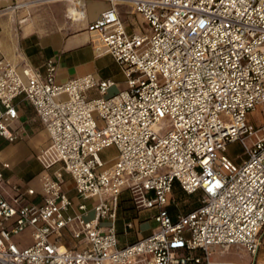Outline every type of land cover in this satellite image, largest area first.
Here are the masks:
<instances>
[{
  "label": "built area",
  "instance_id": "obj_1",
  "mask_svg": "<svg viewBox=\"0 0 264 264\" xmlns=\"http://www.w3.org/2000/svg\"><path fill=\"white\" fill-rule=\"evenodd\" d=\"M45 1L67 2V18L77 21L91 0ZM98 1L108 8L87 29L122 69L126 88L106 96L113 81L92 73L57 83L52 59L44 73L20 72L0 50V136L21 137L13 126L21 97L52 153L39 154V192L9 183L2 170L10 164H1L0 264H213L214 249L232 245L255 255L264 236V124L255 127L248 115L258 105L264 114V0ZM120 4L144 19V32H128ZM232 141L245 150L240 163L223 154ZM110 146L117 155L106 166L99 152ZM174 183L200 195L196 207L172 217ZM124 191L137 209L156 210L157 228L120 246ZM26 231L31 242L21 244L16 237ZM65 231L83 246L65 245Z\"/></svg>",
  "mask_w": 264,
  "mask_h": 264
},
{
  "label": "crops",
  "instance_id": "obj_2",
  "mask_svg": "<svg viewBox=\"0 0 264 264\" xmlns=\"http://www.w3.org/2000/svg\"><path fill=\"white\" fill-rule=\"evenodd\" d=\"M23 1L27 0H0L1 54L12 62L18 71L21 72L28 66L44 73L45 61L52 59L56 64L57 83L92 73L97 78L113 81L114 84L110 88L116 85L119 86L117 91L126 88L125 78L121 82L116 80L118 69L115 68H119L120 72L122 69L98 42L96 35L87 29L88 24L108 8L107 2L87 1L85 18L77 21L67 18L68 3L65 1L39 2L13 11L1 12L4 7ZM117 9L128 32L141 33L146 30V22L130 6L120 4ZM134 16H140L144 26L138 27ZM89 93L92 96L96 95L94 90ZM15 101L19 117L13 126L20 132L21 137L17 141L8 142L0 136V168L3 162H8L10 168L2 170L5 180L9 183L32 186L39 192L40 175L43 171L39 154L46 151L45 155L48 158L52 157L50 138L32 105L21 97ZM65 179L68 194L75 200L73 183L68 175H65ZM172 196L174 197L173 190ZM141 210L145 209H137L134 204L131 206L124 201L120 203L115 220L117 237L122 227L127 228L125 225L128 221L133 222L132 227L136 229V237L143 236L139 232L141 220L134 214ZM24 233L16 239L21 244H28L31 242L29 233L28 231ZM63 242L70 247L83 246L67 231L64 232ZM118 243H120L119 238ZM128 243L131 242H124L121 246ZM261 244L255 255L250 254L240 245H232L226 249L218 246L211 255V261L213 264H264V236Z\"/></svg>",
  "mask_w": 264,
  "mask_h": 264
},
{
  "label": "rangeland",
  "instance_id": "obj_3",
  "mask_svg": "<svg viewBox=\"0 0 264 264\" xmlns=\"http://www.w3.org/2000/svg\"><path fill=\"white\" fill-rule=\"evenodd\" d=\"M134 20H136V24H138V27L144 26L142 24V20H141L140 16H136V17L134 16ZM115 69L116 70L118 69L117 70L118 74L116 76L117 82L123 81L124 75L122 74V72H120L119 68H115ZM118 88H119V86H117V85L110 88L108 90L106 96H110V95L116 93ZM262 106L263 105H258L256 107V110L250 112L248 115V121L250 123H252L255 127H259L262 124H264V114L261 111ZM168 123H169V120L167 118L163 119L157 127L158 130L160 132H163L165 130V128L168 126ZM261 134H263V131L260 132V135ZM246 143L248 145H250L251 141L247 140ZM223 154L228 159L233 161L234 163H240L243 159L246 158L245 150L239 141H232V142L227 143L226 150L224 151ZM116 155H117V150L114 146L104 148L102 151L99 152V157L103 162L107 163L106 166L111 164V162L114 160ZM73 193H74V195H76L75 191H73ZM173 195H174L175 199L177 200V205L172 204L167 208V211L169 212V214L172 217L175 216L177 212L186 211L188 208L196 207L199 204V202H198V198L200 195L199 193L186 195L183 192H181L177 183H174ZM122 201H124V203H126V204H130L131 206L133 205L132 196H131L130 192L124 191L122 193V195L120 197V203ZM86 203H87L88 207H90V202L87 201ZM155 212H156V210H154V209H151V210L145 209V210H141L139 213H134L135 216H137L138 219L141 220V224L139 226V232L143 236L150 234L152 232V230H154L156 228L157 223L153 218V215ZM92 216H93V212H90L85 218L89 219ZM103 224L108 225V222L104 221ZM24 234H26V233H24ZM136 236H137V233H136L135 227L128 228V229L125 227H122L120 229V232L118 235V238L120 241V243H119L120 246L124 242H133L137 238Z\"/></svg>",
  "mask_w": 264,
  "mask_h": 264
},
{
  "label": "bare ground",
  "instance_id": "obj_4",
  "mask_svg": "<svg viewBox=\"0 0 264 264\" xmlns=\"http://www.w3.org/2000/svg\"><path fill=\"white\" fill-rule=\"evenodd\" d=\"M44 2H48V1H45V0L41 1V3H44Z\"/></svg>",
  "mask_w": 264,
  "mask_h": 264
},
{
  "label": "trees",
  "instance_id": "obj_5",
  "mask_svg": "<svg viewBox=\"0 0 264 264\" xmlns=\"http://www.w3.org/2000/svg\"><path fill=\"white\" fill-rule=\"evenodd\" d=\"M183 192V191H182ZM184 193V192H183ZM185 194V193H184ZM175 198V197H174Z\"/></svg>",
  "mask_w": 264,
  "mask_h": 264
}]
</instances>
